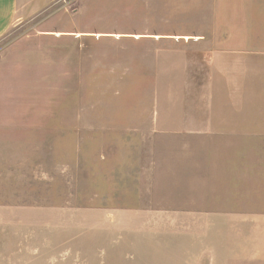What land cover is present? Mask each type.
<instances>
[{
	"label": "rangeland",
	"instance_id": "374dc122",
	"mask_svg": "<svg viewBox=\"0 0 264 264\" xmlns=\"http://www.w3.org/2000/svg\"><path fill=\"white\" fill-rule=\"evenodd\" d=\"M50 1L0 39L80 34L20 64L0 264H264V0Z\"/></svg>",
	"mask_w": 264,
	"mask_h": 264
},
{
	"label": "crops",
	"instance_id": "0c3cea01",
	"mask_svg": "<svg viewBox=\"0 0 264 264\" xmlns=\"http://www.w3.org/2000/svg\"><path fill=\"white\" fill-rule=\"evenodd\" d=\"M50 2V0H0V39L4 38L20 21L34 20ZM60 14V17L50 16L39 22L40 28L36 30L37 32L35 31L36 35L34 38L37 40H34L35 44L33 43V47L30 46L21 51L19 49L21 47L11 46L0 51V149L6 147L10 139L17 142V136L23 133L25 123L23 97L18 95L19 87L23 85L24 79V72L19 71L22 63L31 64L33 62L46 61L49 51L40 46L45 40H64L71 38L73 34L74 37L80 36V34L71 30L70 24H67L66 21L60 25L56 24L57 18L62 19L65 16L64 13ZM221 52L219 57L204 56L199 57V61L207 67L215 62H222L223 64L232 62V51L230 49L222 50ZM32 110H28V112ZM207 114L204 119L205 122L203 121L204 124L200 125L201 127L194 125L195 113L192 114L193 125L191 133L193 135L219 132L211 124L210 114ZM30 117L32 120L31 125L34 126V112L31 113ZM37 122H35V126H38Z\"/></svg>",
	"mask_w": 264,
	"mask_h": 264
}]
</instances>
